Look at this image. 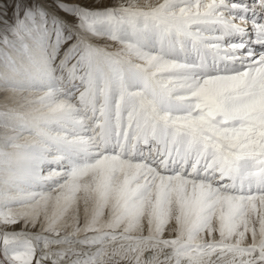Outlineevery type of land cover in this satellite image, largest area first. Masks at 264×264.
<instances>
[{"label": "clouds", "instance_id": "clouds-1", "mask_svg": "<svg viewBox=\"0 0 264 264\" xmlns=\"http://www.w3.org/2000/svg\"><path fill=\"white\" fill-rule=\"evenodd\" d=\"M54 2L70 20L0 27V240L35 264H264V0L216 24L201 0Z\"/></svg>", "mask_w": 264, "mask_h": 264}, {"label": "snow or ice", "instance_id": "snow-or-ice-1", "mask_svg": "<svg viewBox=\"0 0 264 264\" xmlns=\"http://www.w3.org/2000/svg\"><path fill=\"white\" fill-rule=\"evenodd\" d=\"M202 3H207L209 5H219V7L211 9V11L207 14H201L199 11H197L196 15L197 18L201 22H207V23H220L221 20L219 18L213 19V17L216 16V13L220 11V8L223 7L222 4H220V0H201ZM231 4L233 5V11L239 15L244 14L247 17H254L255 22L259 23L261 13H259L258 8L259 5L256 7H253L252 5L256 4V0H254L253 3L249 4L247 3V0H230ZM15 11V9H13ZM29 9H26L25 16L23 18L17 16L15 18L9 17L7 19H4L2 26H8L11 25L12 31L15 32L17 30L23 31L27 24L34 22V18L31 15L28 14ZM12 20L14 23H9V21ZM221 171L223 172L224 176L233 183L231 185H225V188H234L235 187V180L237 178V171L232 167L230 162H225L222 167ZM243 182V181H242ZM254 184L256 191L253 193L251 191L252 185L250 184V192H249V199H254L257 195L264 196V177L260 176L259 174H256L254 177ZM217 191V197L220 198V196H226L229 200H231V193L224 192L221 193L220 190ZM209 195L208 190L206 189H200L197 193V198L200 202L204 198ZM4 201L0 199V204H3ZM0 223H6L10 225H16L18 224V221L11 216V214H5L3 209L0 208ZM22 232H10L6 234L2 240H0V245L3 247L0 248V254L3 255V260H0V264H8L9 259L18 261V264H35V261L33 260V256L29 252H25L21 255H17L16 252H10L9 251V245L14 244L17 242V238L19 236H22Z\"/></svg>", "mask_w": 264, "mask_h": 264}, {"label": "rangeland", "instance_id": "rangeland-1", "mask_svg": "<svg viewBox=\"0 0 264 264\" xmlns=\"http://www.w3.org/2000/svg\"><path fill=\"white\" fill-rule=\"evenodd\" d=\"M66 2H71V0H66ZM80 3L85 4L88 7H105L107 5H95L92 0H79ZM254 2V0H252ZM7 3L8 7H0V27H2L4 19L9 17H21L25 16L26 9H29L33 3L39 4L41 7L47 8L49 12H55L58 15L64 16L65 19H71L70 16L66 14V12H61L60 9L56 6L54 0H0V4ZM108 3H111V0H108ZM251 3V1H250ZM15 9V11H13ZM31 15V12L28 13ZM9 23H14V21L10 20ZM34 264V262H33Z\"/></svg>", "mask_w": 264, "mask_h": 264}, {"label": "bare ground", "instance_id": "bare-ground-1", "mask_svg": "<svg viewBox=\"0 0 264 264\" xmlns=\"http://www.w3.org/2000/svg\"><path fill=\"white\" fill-rule=\"evenodd\" d=\"M247 3L251 4L253 2L250 3V1L247 0ZM13 227H14V229H17L18 230L20 228V224H16ZM8 230L11 231L12 229H8ZM0 260H3V255L2 254H0Z\"/></svg>", "mask_w": 264, "mask_h": 264}]
</instances>
